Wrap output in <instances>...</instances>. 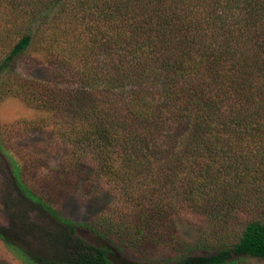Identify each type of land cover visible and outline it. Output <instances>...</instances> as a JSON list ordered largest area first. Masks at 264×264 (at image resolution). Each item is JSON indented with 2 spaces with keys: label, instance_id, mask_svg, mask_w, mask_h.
Instances as JSON below:
<instances>
[{
  "label": "trees",
  "instance_id": "1",
  "mask_svg": "<svg viewBox=\"0 0 264 264\" xmlns=\"http://www.w3.org/2000/svg\"><path fill=\"white\" fill-rule=\"evenodd\" d=\"M39 34L30 80L16 63ZM11 95L45 114L28 122L43 146L26 160L52 157L61 181L115 202L111 230H93L110 246L93 244L8 158L18 196L58 225L12 206L0 239L26 262L264 260V0H0V100ZM9 143L0 132L5 158ZM186 226L201 253L145 256Z\"/></svg>",
  "mask_w": 264,
  "mask_h": 264
},
{
  "label": "rangeland",
  "instance_id": "2",
  "mask_svg": "<svg viewBox=\"0 0 264 264\" xmlns=\"http://www.w3.org/2000/svg\"><path fill=\"white\" fill-rule=\"evenodd\" d=\"M49 31L52 29L49 28ZM16 64L17 71L29 77L30 80H33L32 74L40 75V34ZM44 115L40 109L29 105L19 96L11 95L0 100V132L7 137L10 142L9 147L14 153L13 156L10 153L7 154V158L0 155V224L6 226L12 224L10 214L12 206L17 204L18 209L27 212L25 213L26 221L34 223V227L40 228V221L44 222L45 227H56L57 225L49 219L48 214L44 215L43 212L37 211L18 196L11 183L10 159L16 166L26 163L27 169L24 170V177L28 184L38 195H42L47 200L60 218L77 225L80 236L93 244L110 246L109 240L99 237L93 231L94 229L108 231L112 228L111 218L115 202L108 197L105 187L100 185L99 188L89 192L64 183L60 179L59 166L52 157L40 159V153H38L26 160V155L33 150L32 148L39 149L43 146V136L40 132L30 130L28 122L40 121ZM17 122H23L20 124L22 132L15 135L14 132L19 129V125L15 126ZM11 131V135H8ZM49 160L51 163L46 165ZM27 237L30 242L29 246L33 250L37 251L43 247L41 241L38 243L30 235ZM200 239L201 233L196 228L186 226L180 229L175 244L156 248L154 246L146 251L145 256L161 261H171L181 256V253L188 251L201 253L202 249L198 248ZM118 256L117 264H135L134 261L120 253ZM0 264L31 263L23 260L14 249L0 239ZM245 264H264V260L250 259Z\"/></svg>",
  "mask_w": 264,
  "mask_h": 264
}]
</instances>
